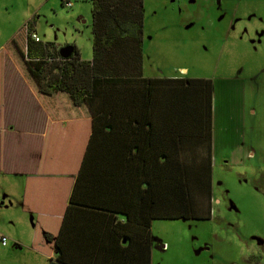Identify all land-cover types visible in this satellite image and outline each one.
Returning a JSON list of instances; mask_svg holds the SVG:
<instances>
[{"label":"trees","instance_id":"obj_1","mask_svg":"<svg viewBox=\"0 0 264 264\" xmlns=\"http://www.w3.org/2000/svg\"><path fill=\"white\" fill-rule=\"evenodd\" d=\"M91 2V59L73 46L62 58L61 47L33 41L31 18L0 51V96L5 54L44 108L43 97L90 113L79 152L71 134L69 148L50 158L57 134L46 126L35 248L49 247L60 264H151L153 220L210 217L213 82L144 77L143 0ZM60 159L66 170L56 169ZM196 196L205 198L201 213ZM31 204L26 191L23 209L37 214Z\"/></svg>","mask_w":264,"mask_h":264},{"label":"rangeland","instance_id":"obj_2","mask_svg":"<svg viewBox=\"0 0 264 264\" xmlns=\"http://www.w3.org/2000/svg\"><path fill=\"white\" fill-rule=\"evenodd\" d=\"M143 9L142 75L210 79L215 129L211 217L153 220L150 263L264 264V0H143ZM91 12V0H0V49L34 18L40 42L89 61ZM10 177L0 174V264H50Z\"/></svg>","mask_w":264,"mask_h":264},{"label":"crops","instance_id":"obj_3","mask_svg":"<svg viewBox=\"0 0 264 264\" xmlns=\"http://www.w3.org/2000/svg\"><path fill=\"white\" fill-rule=\"evenodd\" d=\"M8 41L1 46V49L5 47ZM57 97L59 98V96ZM0 99V174L9 175L11 176L10 178L13 177L20 180L22 187L21 202L24 193L26 191L30 192L31 202L34 203L31 206L38 211L36 216L40 219V179L42 178L40 176V156H42L41 148L46 126L49 122V133L51 130V132L57 134L54 136L49 149L51 153L47 151L50 158L65 143H68V145L62 147L60 155L62 151L64 152L69 148V142L72 139L71 134L74 136L73 141H78L79 152L84 147V139H86L90 128V113L87 114L88 112L86 113L85 110L78 113L75 109L64 107L66 104L59 101L56 106H49V101L43 97V102L46 105L44 108L36 98L28 82L19 74L5 54L3 57ZM65 126L67 127L64 135L60 133V130ZM54 127H56L57 131L53 129ZM79 132H81L80 135H78ZM214 133L215 129L212 128L213 157L215 151ZM60 141L62 142L57 145ZM62 161L61 159L58 160L57 165L59 166H56V169L66 170V168L60 167L59 163H62ZM68 171H73L72 167ZM47 184H45V188H49L51 193L57 191L56 186L52 187L53 182L51 180ZM52 197L55 198V194H52ZM120 218L123 219L122 217ZM49 262L50 264H60L54 259H49Z\"/></svg>","mask_w":264,"mask_h":264},{"label":"built area","instance_id":"obj_4","mask_svg":"<svg viewBox=\"0 0 264 264\" xmlns=\"http://www.w3.org/2000/svg\"><path fill=\"white\" fill-rule=\"evenodd\" d=\"M66 5L70 6V3L67 2ZM25 30H27L26 26H25ZM29 36L31 39H33V41L40 42L39 37L36 35V33L34 31H31ZM6 243H7V238L0 234V244L4 246V245H6Z\"/></svg>","mask_w":264,"mask_h":264},{"label":"water","instance_id":"obj_5","mask_svg":"<svg viewBox=\"0 0 264 264\" xmlns=\"http://www.w3.org/2000/svg\"><path fill=\"white\" fill-rule=\"evenodd\" d=\"M70 53V48L69 47H61L59 49V55L62 57V58H65L69 55Z\"/></svg>","mask_w":264,"mask_h":264},{"label":"flooded vegetation","instance_id":"obj_6","mask_svg":"<svg viewBox=\"0 0 264 264\" xmlns=\"http://www.w3.org/2000/svg\"><path fill=\"white\" fill-rule=\"evenodd\" d=\"M186 78H188V77H186ZM212 213V211H210V214ZM211 217V216H210Z\"/></svg>","mask_w":264,"mask_h":264}]
</instances>
